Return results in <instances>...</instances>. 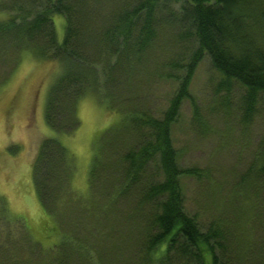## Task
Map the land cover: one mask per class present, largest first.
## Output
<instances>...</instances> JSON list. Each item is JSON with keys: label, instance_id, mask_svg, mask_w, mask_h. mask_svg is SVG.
I'll return each mask as SVG.
<instances>
[{"label": "trees", "instance_id": "16d2710c", "mask_svg": "<svg viewBox=\"0 0 264 264\" xmlns=\"http://www.w3.org/2000/svg\"><path fill=\"white\" fill-rule=\"evenodd\" d=\"M0 11L5 15L0 19V49L30 50L61 65L46 108L53 129L74 131L80 124L77 104L92 91L104 90L101 98L121 114L119 125L103 137L89 193L74 191L81 198L83 219L96 231L65 233L51 248V264H264V135L246 172L218 200L222 185L213 183L209 169L183 167L172 137L187 100L195 125L208 129L191 93L206 55L222 75L218 91L224 93L223 109L230 110L228 94L241 86V121L245 127L252 124L264 96V0H1ZM56 15L66 21L63 40L56 31ZM167 28L179 30L171 38L178 50L171 51L175 55L160 75L166 71L177 88L157 117L140 102L132 83L138 74L149 72L151 53ZM119 138L132 143L117 163H104L100 176L106 147L115 151ZM72 164L57 138L44 140L35 162L36 184L47 211L61 220L68 219L67 207L74 206V199L57 206L53 202L66 177L70 182ZM183 177L210 181L216 194L212 212L202 216L187 210ZM4 220L13 226L21 219L12 218L0 203V222ZM23 231L28 254L14 263L34 264L40 242ZM14 233L7 229L2 236L15 242L21 232ZM0 251H5L1 242Z\"/></svg>", "mask_w": 264, "mask_h": 264}, {"label": "rangeland", "instance_id": "374dc122", "mask_svg": "<svg viewBox=\"0 0 264 264\" xmlns=\"http://www.w3.org/2000/svg\"><path fill=\"white\" fill-rule=\"evenodd\" d=\"M4 17V13L0 11V19ZM54 21L58 37L63 40L65 18L56 15ZM178 33L179 30L168 28L160 33L151 53V62L147 68L149 72L138 74L132 83L140 102L157 117L162 116L177 88L176 81L168 79L166 71H162L164 76L161 77L160 71L165 62L175 55L171 51L178 50V47L172 48L171 44ZM60 70L59 62L41 59L30 50L18 51L11 46L0 49V203L7 206L12 218L21 219L13 226H10L13 223L6 220L0 222V242L5 249L0 251V262L5 264H16L14 261L26 259L29 242H26L28 236L23 230H27L29 237L32 235L40 242L35 246L37 258L34 264H51V248L64 240L65 233L77 230L84 235L86 232L89 234L90 231H96L91 229L88 218L83 219L85 213L82 212L81 198L74 191L84 195L89 193V178L95 157L100 158L103 154V137L109 129L119 125L121 114L101 98L106 96L103 89L99 92L92 91L77 104L80 124L74 131L65 133L53 129L46 120V108L51 86ZM221 79L222 75L206 55L192 80L191 93L201 107L208 129L202 131L195 125L193 107L188 100L172 126L173 142L178 150L180 164L183 167L209 169L213 183L221 184L224 188L217 196L213 193L209 180L201 182L183 177L187 210L191 214L200 212L202 216L208 214V211L212 212L214 195L217 200L227 195L232 185L246 172L264 135V96L252 124L245 127L241 121V98L245 90L241 86H235L228 94L230 110H224V93L218 91ZM127 88V84L121 88L124 100L128 96ZM46 138H57L66 147L73 163L70 182L66 177V181L60 186L62 188L55 192L53 202L56 205L64 199L67 202L74 199V206L67 207V211L64 210L65 205H62L68 219L61 220V215H56L55 218L53 213H49L37 188L35 162ZM131 143L129 139L119 138L113 145L115 151L110 152V147H106L107 153L102 159L100 176L105 173L104 163L107 164L110 161L108 159L116 160L117 163ZM61 173L65 174V170ZM48 200L51 205V197ZM7 229L15 231L14 235H17V230L21 232V235L14 236L17 239L15 242L2 236ZM21 246L24 249H20ZM19 251H22L21 254H17Z\"/></svg>", "mask_w": 264, "mask_h": 264}]
</instances>
